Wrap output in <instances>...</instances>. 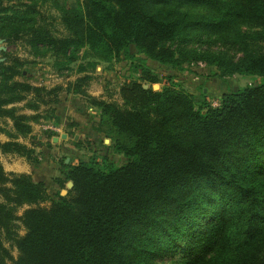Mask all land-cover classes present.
Returning a JSON list of instances; mask_svg holds the SVG:
<instances>
[{
  "label": "trees",
  "instance_id": "16d2710c",
  "mask_svg": "<svg viewBox=\"0 0 264 264\" xmlns=\"http://www.w3.org/2000/svg\"><path fill=\"white\" fill-rule=\"evenodd\" d=\"M61 1L0 0V37L53 55L60 69L86 60L68 92L99 109L97 130L125 162L63 163L53 199L43 181L0 162V264H264V0ZM43 8L59 13L65 35ZM131 46L179 71L203 63L224 79L263 80L204 111L172 74L133 63L138 76L120 88L122 104L89 94V69L133 60ZM23 67L17 57L0 64V118L12 121L11 136H28L42 119L61 121L54 108L40 110L44 95L59 101L61 86L18 80ZM21 102L35 113L18 112ZM0 150L34 153L16 140L0 141Z\"/></svg>",
  "mask_w": 264,
  "mask_h": 264
},
{
  "label": "rangeland",
  "instance_id": "374dc122",
  "mask_svg": "<svg viewBox=\"0 0 264 264\" xmlns=\"http://www.w3.org/2000/svg\"><path fill=\"white\" fill-rule=\"evenodd\" d=\"M63 1L64 3L77 4V0H62L61 2ZM42 10L43 14L48 17V22L52 21L54 33L58 36L65 35L66 30L60 23L59 13L53 8H43ZM0 39L3 40L0 43V64L8 62L13 57H17L24 62V74L17 76L18 80L44 86L48 90L61 86V89L57 91L59 101H54V94L44 95L48 103L42 104L40 110L41 113L48 114L54 108L56 114V111L60 109L63 114H60L61 121L59 123L54 119H42L40 122L32 124V132L28 136H11L10 134H15L12 121L9 118H0L1 142L16 140L34 151L33 157L30 159L25 155L13 152L4 153L0 150V162L4 170L7 173L30 174L34 180L43 181L53 199L57 197V192L60 190L55 178L63 175L61 173L63 163L67 164L72 160V164H77L81 160H87L93 161L101 168L109 163L114 165L123 164L125 162L124 156L109 148L110 139L97 130L100 119L99 109L91 107L87 99L81 95L68 92V87L84 75L78 72V66L86 64L87 61L80 59L69 67L60 69L53 55H34L32 49L24 40L10 43L1 37ZM131 52L136 53L134 46H131ZM133 63L144 64L160 77L172 74L180 85L179 88L193 94L196 106L204 111L208 106L220 103L225 86H228L227 92L236 91L263 80L260 76L251 75H234L224 79L215 74L216 68L208 67L203 63L190 64L187 65L188 70L179 71L148 58L145 59L143 55L136 53L133 60L123 58L111 64L102 63L95 70L89 69L88 72L92 79L83 87L94 97L122 104L120 88L128 79L138 76L133 72ZM154 87L158 89L161 84L154 85ZM31 98L33 97L30 94L28 100ZM24 102L16 104L18 112H33L32 114H34V110L23 106ZM74 122H77L76 126L72 125ZM56 128H59V131H56ZM90 131L91 133H89ZM93 131L100 133L98 140L92 137ZM48 132L58 135L59 139L54 141L49 138L47 136ZM61 132L67 133L68 138H61L59 135ZM76 135L78 136V142L74 140ZM77 143L80 144L76 145ZM40 148L43 149V152L39 151ZM65 157L69 158L68 162H66ZM64 189L68 191L69 188L66 185ZM1 200L2 196L0 195ZM40 205L49 207L51 200H47ZM28 207L27 205L19 207L18 214L21 215ZM17 225L18 233L24 235L26 230L21 222L18 221ZM5 245L11 250L14 258H17V248L10 242H6ZM8 264H13V262L9 261Z\"/></svg>",
  "mask_w": 264,
  "mask_h": 264
},
{
  "label": "crops",
  "instance_id": "0c3cea01",
  "mask_svg": "<svg viewBox=\"0 0 264 264\" xmlns=\"http://www.w3.org/2000/svg\"><path fill=\"white\" fill-rule=\"evenodd\" d=\"M225 85H227V84H225ZM227 88H228V86H225V91L222 93V95H223L224 93L227 92V91H226ZM76 111H78V110H76ZM59 112H60V109H59L58 111H56V114H57L58 116H60V114L63 115L62 112H60V113H59ZM24 113L30 115V114H32L33 112H32V113H30V112H24ZM60 117H61V116H60ZM76 121H77V120H76ZM72 125L76 126V125H77V122H76V123L74 122V124H72ZM70 126H71V125H70ZM74 128H75V127H74ZM57 130L59 131V128H56V131H57ZM91 131H92V130H91ZM91 131H90L89 133H91ZM63 134H66V138H68V134H67V133H64V132H61V133L59 134V135L61 136V138H62V135H63ZM92 135H93L92 137H93L95 140H98V138L100 137V133L97 132V131H93V134H92ZM97 135H98V136H97ZM54 137H58V135L54 134V135L52 136V139H53ZM58 138H59V137H58ZM77 138H78L77 135L74 136V140H77V142H78L79 140H78ZM105 140H106V139H105ZM39 151H40V152H43V149L40 148Z\"/></svg>",
  "mask_w": 264,
  "mask_h": 264
},
{
  "label": "water",
  "instance_id": "95a60500",
  "mask_svg": "<svg viewBox=\"0 0 264 264\" xmlns=\"http://www.w3.org/2000/svg\"><path fill=\"white\" fill-rule=\"evenodd\" d=\"M2 41H3V40L0 39V43H1ZM156 85H158V84H156ZM144 87L147 88L148 85H144ZM155 88L157 89V87H155ZM62 138H66V134H63V135H62ZM58 139H59L58 137H54V138H53L54 141H57ZM68 161H69V158H66V162H68ZM66 185H67V188L70 189V188H72V186H73V182H72V181H68ZM66 192H67V189H63V190L61 191V194H62V195H65Z\"/></svg>",
  "mask_w": 264,
  "mask_h": 264
},
{
  "label": "built area",
  "instance_id": "2783aa9c",
  "mask_svg": "<svg viewBox=\"0 0 264 264\" xmlns=\"http://www.w3.org/2000/svg\"><path fill=\"white\" fill-rule=\"evenodd\" d=\"M220 105V103H217V104H215V105H213L214 107H217V106H219Z\"/></svg>",
  "mask_w": 264,
  "mask_h": 264
},
{
  "label": "flooded vegetation",
  "instance_id": "af4514ba",
  "mask_svg": "<svg viewBox=\"0 0 264 264\" xmlns=\"http://www.w3.org/2000/svg\"><path fill=\"white\" fill-rule=\"evenodd\" d=\"M47 129H48V127H47Z\"/></svg>",
  "mask_w": 264,
  "mask_h": 264
}]
</instances>
